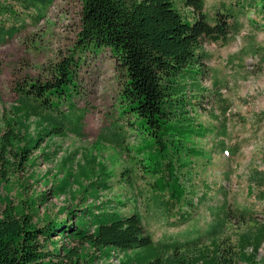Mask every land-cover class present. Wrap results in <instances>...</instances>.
Wrapping results in <instances>:
<instances>
[{"label": "trees", "instance_id": "trees-1", "mask_svg": "<svg viewBox=\"0 0 264 264\" xmlns=\"http://www.w3.org/2000/svg\"><path fill=\"white\" fill-rule=\"evenodd\" d=\"M53 1H0V46L27 24L36 25ZM77 1L79 28L70 55L54 63L44 79L14 80L15 100L0 118V264H54L51 257L60 255L73 264H264L257 259L264 242L261 168L249 172L251 190L244 202L222 201L212 207L206 230L193 237L184 233L155 240L144 225L153 215L178 229L217 195L226 198L204 180L198 196L184 173L199 153L196 139L212 135V152L230 159L241 146L227 144L226 119L212 129L197 123L206 97L201 81L208 76L205 63L210 59L203 43L227 45L234 40L242 28L240 13L254 16L248 20L259 22L264 31V0H233L213 13L206 12V0H180L192 15L190 21L173 0ZM106 49L125 80L118 119L102 130L96 143L123 154L129 151L130 133L137 136L143 155L138 165L153 173L147 192L125 202L108 198L111 174L99 156L73 150L59 157L60 148L54 146L55 139L68 135L85 138L86 111L74 102L80 96L77 75L86 55L97 57ZM246 54L264 62V48L258 52L250 47ZM228 106L220 105L223 115ZM41 164L51 166L42 175L35 173ZM21 172H26L25 180L10 181ZM32 184L43 191L36 193ZM140 197L144 214L137 207ZM52 199L64 202L58 210L65 217L44 215L37 220L44 225L38 227L33 217ZM54 237L65 243L51 241ZM40 239L52 246L51 252Z\"/></svg>", "mask_w": 264, "mask_h": 264}, {"label": "rangeland", "instance_id": "rangeland-1", "mask_svg": "<svg viewBox=\"0 0 264 264\" xmlns=\"http://www.w3.org/2000/svg\"><path fill=\"white\" fill-rule=\"evenodd\" d=\"M233 2L206 0L205 10L207 13H213L219 5L230 6ZM173 3L182 16L190 21L192 15L182 7L180 0H173ZM79 9L77 0H54L46 16L36 25L27 24L19 35L0 46V118L15 100L12 89L14 80L44 79L48 77L49 69L54 63L70 55L79 28ZM253 17L248 13H240L238 19L242 25L241 31L227 45L208 41L203 43L204 51L210 55V59L205 63L208 76L201 81L207 98L203 99L201 110H198L197 123L202 128L212 129L226 119L229 136L227 144L233 146L240 143V151L230 159L212 152V135L206 139H196L194 146L199 153L191 160L193 167L184 169L187 175L186 183L194 185L198 196L201 194L200 181L204 180L210 186L220 188V193H225L226 198L222 194L217 195L213 202L198 208L189 224L178 229L166 227L163 220L156 216L147 217L144 222L146 231L155 240L184 233L187 237H193L199 231L206 230L210 209L220 206L222 201L242 204L251 190L247 181L249 172L254 168L264 169V62L260 61L259 56L250 58L249 54H246L250 47L261 52L264 48V31L259 30V22L254 25L248 20L254 19ZM1 20L4 21L5 18ZM124 80L122 69L107 49L97 57L86 55L77 75L80 96L74 100L76 107L86 111L83 121L85 138L78 139L68 135L67 138L55 139L54 142V146L60 148L59 157L73 150L87 151L99 156L111 174L112 192L108 198L120 202L131 201L138 192H147L153 178L151 168L143 169L138 165L143 159L137 149L140 139L133 136L128 129V152L121 154L112 146L96 143L102 130L118 119L119 92ZM215 81L217 87L214 86ZM222 103L229 105L224 115L220 109ZM119 122L123 123L122 120ZM50 167L41 164L35 173L42 175ZM195 173L197 177L194 181ZM26 178V172H21L10 177V181L15 184L17 180L21 182ZM127 179L130 182L126 183ZM32 185L36 193L43 191L38 185ZM31 190L29 188V193ZM3 194L0 189V197ZM26 195L29 197L30 194ZM140 198L137 207L138 211L144 214L145 201ZM63 204L62 200H49L47 205L38 208L33 223L36 222L38 227H42L44 221L37 220L44 215L51 219H64L65 214L58 210ZM51 241H58L59 245L65 243L58 237L52 238ZM40 242L45 243V250L52 251L50 244L43 242V239H40ZM51 259L54 264H73L63 255ZM257 259L264 262V242Z\"/></svg>", "mask_w": 264, "mask_h": 264}]
</instances>
